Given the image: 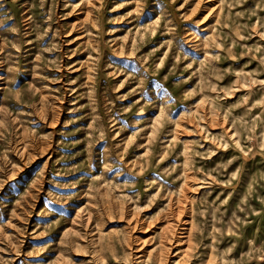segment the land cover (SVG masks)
<instances>
[{
    "label": "rangeland",
    "instance_id": "rangeland-1",
    "mask_svg": "<svg viewBox=\"0 0 264 264\" xmlns=\"http://www.w3.org/2000/svg\"><path fill=\"white\" fill-rule=\"evenodd\" d=\"M0 264H264V0H0Z\"/></svg>",
    "mask_w": 264,
    "mask_h": 264
}]
</instances>
